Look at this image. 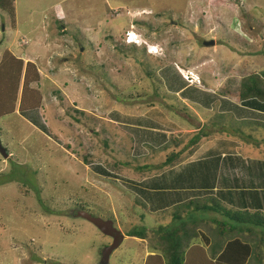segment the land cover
I'll use <instances>...</instances> for the list:
<instances>
[{
	"label": "rangeland",
	"instance_id": "obj_1",
	"mask_svg": "<svg viewBox=\"0 0 264 264\" xmlns=\"http://www.w3.org/2000/svg\"><path fill=\"white\" fill-rule=\"evenodd\" d=\"M12 2V15L0 11V62L8 51L34 64L38 80L28 89L36 91L39 102L34 108L26 99L27 109L19 108L24 72L14 110L7 111L11 91L7 85L1 90L0 145L8 156L0 155V264H100L111 239L87 220L73 217L75 210L111 220L123 234L107 264H143L155 246L162 263L173 264L171 250L158 251L166 241L153 233L163 235L187 219L183 207H174L192 198L213 196L234 210L253 206L264 213V196L239 190L248 184L264 187V146L244 140V122L218 112L220 102L205 110L193 105L194 99L176 96L175 86L183 87L184 81H172L164 72L173 85L168 91L156 76L169 62L197 75L201 69L205 86L222 95L228 81L234 93L248 74L264 73V0ZM129 31L143 42L140 47L127 44ZM210 40L213 46L205 47L203 42ZM214 69L224 80L219 86L210 76ZM228 100L241 108L236 98ZM225 106L230 110L234 105ZM118 119L131 126L124 128L129 134L109 124ZM154 123L158 136L145 126ZM192 129L210 135L193 154L188 156L187 149L181 156L194 157V170L168 172L175 177L159 175L160 170L138 173L147 165L155 168L172 150L185 149ZM235 137L237 144L208 141ZM175 138L181 141L177 148ZM218 151L219 156L224 153L221 164L212 166L211 156ZM229 154L234 155L231 164L223 158ZM157 190L161 194L153 198ZM172 201L158 212L148 207ZM174 211L182 219L170 220ZM194 218L203 220L196 230L218 247L214 221L229 222L216 213H194ZM246 227L238 226L229 237L248 243L251 262L257 255L264 264V229L247 232ZM144 228V240L127 236Z\"/></svg>",
	"mask_w": 264,
	"mask_h": 264
},
{
	"label": "trees",
	"instance_id": "obj_2",
	"mask_svg": "<svg viewBox=\"0 0 264 264\" xmlns=\"http://www.w3.org/2000/svg\"><path fill=\"white\" fill-rule=\"evenodd\" d=\"M13 0H0V11L5 12L7 14L12 15L13 13ZM22 42L21 38H19ZM264 55V54H262ZM34 64L30 61L23 62L20 57H15L11 52L6 51L3 55V59L0 62V98L4 99V96L1 93V90L7 87L11 91V94L7 97V100L11 103L8 107L7 111L14 110L13 103L16 99V93L19 89V79L22 73L24 72V79L23 84L21 87V106L25 104V100L28 99L31 101L32 105L30 107H36L38 105L39 99L36 91L28 89V85L30 82H34L38 80L37 73L34 69ZM25 68V70H24ZM262 74V75H261ZM257 74L253 72L252 74H248L245 78H243L238 86V89L232 93L228 88L232 89V86H229V82H227L226 90L221 92V96L229 97V98H236L239 102H246L252 100H258L260 102H264V73ZM2 88V89H1ZM5 101V100H4ZM24 103V104H23ZM4 105V104H3ZM25 110L27 109L26 106H23ZM4 109V108H3ZM81 112V111H79ZM244 127H247V132H243L244 140H250L251 146L256 143H261L262 147L264 146V138L260 139L261 131H264V124L260 123L259 121H251L247 120L244 121ZM113 125V124H111ZM248 125V126H247ZM255 129V130H254ZM239 131V130H237ZM261 132L260 134L257 132ZM253 132V133H252ZM252 133L251 135H249ZM210 135L203 131L198 130L194 131L193 133L189 134V140L185 145V149L174 151L172 150L171 153L164 157V161L160 162L159 165L156 164L154 168H148L144 166L142 168L143 171L138 172H148L151 173L156 170H160V173L164 170L172 168L173 166L177 165L179 162H182L186 159H181L182 154L188 149L190 150L189 155L193 154L197 147L199 146L200 141L208 139ZM259 136V138H258ZM234 137V136H233ZM232 137V139H233ZM262 137V135H261ZM240 142L236 137L234 141ZM175 145L174 148L179 147L181 141L175 138ZM254 146H257L256 144ZM178 162V163H177ZM177 163V164H176ZM148 168V169H147ZM147 169V170H146ZM136 171V169H135ZM137 172V171H136ZM159 173V172H158ZM154 172V174H158ZM225 179V178H224ZM220 179V183H225L226 180ZM232 181V180H231ZM235 185H238V181H234ZM180 185V184H179ZM181 186V185H180ZM175 198V197H173ZM168 200V199H167ZM144 203V202H143ZM156 205V203L152 202V206ZM259 205L260 202H259ZM144 207L145 203H144ZM184 208V212L181 214H187V219L183 221H179L180 214L178 212L170 213V220H177L179 224L175 228L167 229L166 231L161 233H153L154 236L158 235V239L166 241V244L163 246L160 245L158 251L167 252L169 250L172 251V259L174 262L173 264H191L192 260L198 264H247L250 260V256H252V248L248 243L242 242L237 237L230 239L229 234L235 233L236 228L246 227L249 225L250 227H246L249 232L250 228L257 227L264 229V213L261 211H237L230 208L228 205L221 202L218 198L213 196H205L202 198H192L189 199L174 208ZM194 213H216L221 218H224L226 221H214L216 223V234L221 242H216L218 247H213V243L210 246V237L205 235L201 230H196L195 225L200 221L198 218H194ZM172 218V219H171ZM191 220L192 225L189 224ZM203 221V220H202ZM200 221V222H202ZM227 226V228H226ZM161 228V227H160ZM159 231V230H158ZM241 232V231H240ZM127 236L138 238L140 240H144L146 238L145 228L142 230L133 229L128 232ZM226 237H228L226 239ZM156 238V237H155ZM156 238V239H157ZM197 239L202 240V244L197 243ZM212 249L209 257L205 251L206 247ZM152 249V254L148 255L144 259L143 264H163L162 258L159 254H156L155 249L156 246ZM167 250V251H166ZM178 252L175 253V252ZM215 251V252H214ZM256 258L259 256L254 255Z\"/></svg>",
	"mask_w": 264,
	"mask_h": 264
},
{
	"label": "crops",
	"instance_id": "obj_3",
	"mask_svg": "<svg viewBox=\"0 0 264 264\" xmlns=\"http://www.w3.org/2000/svg\"><path fill=\"white\" fill-rule=\"evenodd\" d=\"M17 33H18V31H16ZM21 37H24V35H21L20 36V38ZM262 38H264V37H262ZM33 42V41H32ZM135 47V46H134ZM152 47V45H150V48ZM156 47V46H155ZM138 48V47H137ZM157 54H159V53H157ZM155 57H156V55H154ZM262 56H264V55H262ZM23 62L25 63V61L23 60ZM174 62H169L168 64H165V65H162V68L160 69V67L161 66H159L157 69H156V71H158L159 69V71L157 72V74H156V76H158L162 81H163V84H165L164 86L166 87V89L168 90V91H170V86L171 87H173V85L171 84V83H169L168 82V80H169V77H168V75H166V74H164V72H169V76H171L170 78L172 79V81H174V79H177L178 81H180V82H183V80H182V77H181V75H180V70H188V71H193V72H195V70H193V69H188V68H180L179 66H176V64H173ZM172 65H174V67L175 68H173V67H171L172 68V70L170 69V66H172ZM207 68L209 67V64L206 66ZM198 71H200V73L198 74L199 76H200V74H202L203 75V78L200 76L199 78H200V85L199 86H196V87H194V86H188V87H185L186 85H184L183 87H178V85H179V83L175 86V90H174V93L176 94V96H182L183 95V98H185V99H194V104L193 105H198L199 107H201V108H203V109H205V110H210L214 105H216V101L217 102H220V104L218 103V105H216V110L218 111V112H220L221 114L223 113V114H233V116H234V118L237 120V121H239V122H244V121H247V120H251V121H259L260 123H262V124H264V105H261V104H259V103H257V101H255V100H252V101H246V102H240L239 104H241L240 106H241V108H239V106H238V104H236L235 102H232L231 100H228V98L229 97H224V96H221V95H217V94H215L214 93V91L213 90H211L210 88H207L206 86H205V80H204V74L205 73H202V70L201 69H199ZM214 71H215V69L212 71V74H210V76H213L212 77V79L214 80V82H216V84H218V82H219V80H220V82L221 83H223V78H220V76H219V74L217 75V74H214ZM217 72V71H216ZM174 74H176L178 77H175V75ZM208 75V74H207ZM262 75V74H261ZM168 79V80H167ZM171 81V82H172ZM183 84H184V82H183ZM218 86H219V84H218ZM190 88H197V90L196 91H194V92H190L189 94H187V95H185L184 94V92L187 90V89H190ZM218 89V88H217ZM206 90V91H205ZM211 92V93H210ZM166 95H167V93L166 92H164ZM207 93V94H206ZM198 96V97H197ZM224 98H226V99H224ZM211 99V100H210ZM220 99H223L224 101H220ZM230 99V98H229ZM214 101V102H213ZM213 102V103H212ZM228 103H229V105L230 104H232V105H234V106H231L230 107V110H228V109H226L227 108V106H225V105H228ZM226 110H228V111H226ZM240 113V114H239ZM238 114H239V118L237 117L238 116ZM106 117H107V115H106ZM240 117H241V119H240ZM110 123V125L111 124H113L115 127H117V128H119V129H121V130H123L124 131V128H131V126L130 125H127V124H125V120H116V121H111V120H108ZM159 123V122H158ZM157 124L156 123H154L153 125H145V126H147L148 128H147V130H149V131H151V133H155L156 134V136H158V132L156 131L157 130V126H156ZM244 125L245 124H243V130L242 131H244V132H247V130H248V128L247 127H244ZM248 126V125H247ZM132 129V128H131ZM193 131H195V129H192ZM124 132H126V131H124ZM126 133H128V132H126ZM132 133V132H131ZM193 133V132H192ZM253 133V132H252ZM252 133H250V134H252ZM125 134V133H124ZM129 134V133H128ZM127 134H125V136H126ZM128 136V135H127ZM164 139H166V138H164ZM217 138H215V139H213V140H208L209 142H212L213 144H215V145H217V143L218 142H220V141H223V143H225V144H228L229 142H231L230 144H232V143H238L237 141H234V140H222V139H219V140H216ZM229 141V142H228ZM214 146V145H213ZM220 151H218V152H215V153H213L212 155L213 156H211V157H213V158H211L210 160H215V161H212V163H211V165L213 166V164H214V162H216V164L219 166V164H221L219 161H221V159H220V156L221 155H224V153L223 154H221L220 156H219V153ZM219 153V154H218ZM233 154H229V157H223L224 159L226 158V159H230V161H227V162H230V164H231V160H232V158H233ZM225 159V160H226ZM189 160V161H188ZM192 160H194V157L193 158H188L187 160H183L182 162H180L179 164H177V165H175V166H177L176 168H175V166H173L172 168H169V169H167V170H164L163 172H161L159 175H162V176H164V175H167V176H172V177H175L173 174H174V171H173V173H168V172H171L172 170H176V171H181L180 173L182 174V172L183 171H185L186 172V174L187 173H189V172H191L192 171V169L194 170V166L193 167H190V164L192 163L191 161ZM225 160H223V164L226 162ZM191 162V163H190ZM185 164H187V165H185ZM217 165H216V167H217ZM230 172V174L231 175H233L234 173L233 172H231V171H229ZM241 172V171H240ZM169 174V175H168ZM178 173H175V175H177ZM236 174H238V173H235L234 175H236ZM233 175V176H234ZM162 176H160V177H162ZM235 178L237 177V176H234ZM235 180V179H234ZM180 187H182V186H180ZM160 189H161V187H159ZM178 189H181V188H178ZM239 190H242V192H247V194H249L250 195V193H252V194H254V197H255V195H262V196H264V187L262 188H258L257 186H254V185H251V184H248V185H244V186H240L239 187ZM244 190V191H243ZM161 191H162V189H161ZM163 192V191H162ZM174 192V191H173ZM176 193L178 194L179 193V190H176ZM158 194H161L160 193V190H157L155 193H152L151 194V196L154 198L156 195H158ZM251 196V195H250ZM174 201H172V202H169L170 204H162V203H156V205H148V207H150V208H152L155 212H158L160 209H162V208H164V207H169V206H171V205H173L174 203H173ZM246 207V208H245ZM249 207V208H248ZM257 208H259V209H262L261 207H253V206H244L242 209H248V210H250V211H254V210H256ZM262 212V211H261ZM205 251H206V249H205ZM206 253H207V251H206ZM207 255H208V253H207ZM209 257H211V254L210 255H208ZM255 259V260H254ZM253 260H254V262H251V260H249L248 262H247V264H263L262 262H261V260L259 261V258H254ZM191 264H198V263H195L194 262V260H192V263Z\"/></svg>",
	"mask_w": 264,
	"mask_h": 264
},
{
	"label": "water",
	"instance_id": "obj_4",
	"mask_svg": "<svg viewBox=\"0 0 264 264\" xmlns=\"http://www.w3.org/2000/svg\"><path fill=\"white\" fill-rule=\"evenodd\" d=\"M214 41H205L203 45L205 47L213 46ZM0 155L3 158H7V153L5 149L0 145ZM72 216L75 218H80L87 220L90 224H92L102 235L111 239V244L105 247L101 253L100 264H107L110 255L118 248L121 242L124 239L123 234L114 227L113 222L111 220H102L97 217H93L86 213L83 210H75L72 212Z\"/></svg>",
	"mask_w": 264,
	"mask_h": 264
},
{
	"label": "clouds",
	"instance_id": "obj_5",
	"mask_svg": "<svg viewBox=\"0 0 264 264\" xmlns=\"http://www.w3.org/2000/svg\"><path fill=\"white\" fill-rule=\"evenodd\" d=\"M126 38L128 40L127 44H131V45H134L135 47H140L143 42L139 41L140 39L136 37V35L129 31L127 34H126ZM148 47V46H147ZM150 52V51H149ZM182 72H188V73H191L192 75H194V77L196 78V82H194L192 85H188L186 83V81L184 80L183 76H182ZM180 75L182 77V80L184 81V83L187 85V86H199L200 85V78L199 76L193 72V71H188V70H180Z\"/></svg>",
	"mask_w": 264,
	"mask_h": 264
},
{
	"label": "built area",
	"instance_id": "obj_6",
	"mask_svg": "<svg viewBox=\"0 0 264 264\" xmlns=\"http://www.w3.org/2000/svg\"><path fill=\"white\" fill-rule=\"evenodd\" d=\"M182 76L188 85H192L194 82H196V78L191 73L182 72Z\"/></svg>",
	"mask_w": 264,
	"mask_h": 264
},
{
	"label": "flooded vegetation",
	"instance_id": "obj_7",
	"mask_svg": "<svg viewBox=\"0 0 264 264\" xmlns=\"http://www.w3.org/2000/svg\"><path fill=\"white\" fill-rule=\"evenodd\" d=\"M107 246H108V245H107ZM107 246H106V247H107Z\"/></svg>",
	"mask_w": 264,
	"mask_h": 264
},
{
	"label": "bare ground",
	"instance_id": "obj_8",
	"mask_svg": "<svg viewBox=\"0 0 264 264\" xmlns=\"http://www.w3.org/2000/svg\"><path fill=\"white\" fill-rule=\"evenodd\" d=\"M211 93V92H210Z\"/></svg>",
	"mask_w": 264,
	"mask_h": 264
}]
</instances>
